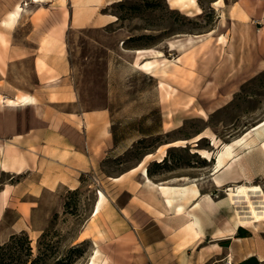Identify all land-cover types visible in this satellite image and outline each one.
Here are the masks:
<instances>
[{
	"label": "rangeland",
	"instance_id": "rangeland-1",
	"mask_svg": "<svg viewBox=\"0 0 264 264\" xmlns=\"http://www.w3.org/2000/svg\"><path fill=\"white\" fill-rule=\"evenodd\" d=\"M215 1L199 0L198 13L171 7L169 0H116L101 12L114 15L116 23L103 29L70 30L66 50L79 110L97 112L103 120L97 128V141L102 143L97 181L93 174L83 175L77 192L64 190L32 218L25 214L29 207L20 206L30 183L19 187L12 168L2 169L20 153L13 147L4 154L0 151V209L6 208L0 247L26 233L32 241V260L39 249L44 254L40 264H88L97 248L105 264H136L141 255L128 247L129 240L112 238L105 215L91 219L99 191L120 205L129 199L127 179L113 183L107 177H119L154 154L145 163L154 183L196 180L203 189L210 187L214 161L193 152L204 149L214 158L217 149L209 139L198 148L190 142L186 148H164L167 161L161 165L158 151L202 133L215 136L222 146L264 121V0H246L245 17L236 10L240 0ZM28 3L0 0V95L6 99L28 96L25 91L31 88L41 90L36 72L53 71L34 62L38 48L30 42H39L41 33L31 34L26 27ZM18 6L23 12L10 26V14ZM171 43L175 51L170 50ZM139 50L162 53L153 73L134 67L144 61L138 60ZM230 215H236L232 207ZM26 225L25 231H18ZM74 248L80 251L70 254Z\"/></svg>",
	"mask_w": 264,
	"mask_h": 264
},
{
	"label": "crops",
	"instance_id": "crops-1",
	"mask_svg": "<svg viewBox=\"0 0 264 264\" xmlns=\"http://www.w3.org/2000/svg\"><path fill=\"white\" fill-rule=\"evenodd\" d=\"M28 2L29 23L25 25L31 34L41 33L39 42H30V46L38 48L34 62L40 61L53 71L36 72L43 87L39 91H25L32 100L14 106L0 104V151L13 147L20 153L3 164L9 167L7 171L12 168L15 185L23 187L30 183L29 194L23 196L20 206H28L25 214L34 218L40 208L50 207L49 200L64 190L80 189L83 175L93 174L97 178V154L102 150L97 128L103 120L97 112L79 110L66 41L72 29H103L116 23L117 18L101 13L116 0ZM255 126L226 143L232 145V156L218 173L215 164L225 151L224 145L217 148L209 188L203 189L196 180L165 183L186 193L172 205L157 188L147 184L142 174L147 168L145 164L138 168L136 176L131 169L120 175L119 181L115 180L118 177H107L113 183L127 179V203L120 205L109 196L101 213L114 233L112 238L129 240L128 247H135V253L141 255L136 264H168L169 260L172 264H264V222L238 226L234 233L228 232L236 226L237 218L230 215L233 206L227 190L237 184H261L264 189V132L252 130ZM96 206L97 194L93 210ZM5 211L6 208L0 209V223ZM98 216L91 215V219L97 220ZM192 223L198 235L186 230ZM27 228L26 225L18 231ZM92 243L97 248V242ZM162 256H169V260Z\"/></svg>",
	"mask_w": 264,
	"mask_h": 264
},
{
	"label": "bare ground",
	"instance_id": "bare-ground-1",
	"mask_svg": "<svg viewBox=\"0 0 264 264\" xmlns=\"http://www.w3.org/2000/svg\"><path fill=\"white\" fill-rule=\"evenodd\" d=\"M35 2H39L40 0H34ZM97 2H100V0H95ZM199 0H169V4L171 7L184 10V11H191V10H197L198 13H201V8L198 5ZM223 0H217L215 1V4L222 3ZM236 9L239 14L242 17H245L246 15V0H240L236 4ZM23 12V7L18 6L17 9L10 14L9 21L7 22L8 25L12 26L18 18H20L21 14ZM213 33V32H212ZM210 33V34H212ZM170 50L175 51L176 46L175 44L171 43ZM136 54L139 55V59L144 60L141 63H136L134 65L135 68L138 70L151 74L153 73L157 67V59L162 57L161 52H156L153 50H139L136 51ZM147 57H150V59H147ZM44 64V63H42ZM29 100H32L27 95L19 96L16 100L15 99H6L2 95H0V101L2 104H7L9 106L17 105L19 102H27ZM252 130H262L264 132V121L260 122L258 125H256ZM203 139H209L212 147L214 149L219 148L218 140L215 136H207L205 133L197 135L194 139L191 141H177L175 143L167 144L159 149L158 152L162 153V157L158 160V163H164L165 159L167 158L166 150L164 148H186L187 145L190 143H196L201 142ZM224 153L219 154L218 163L215 164V172L218 173L221 168L223 167L225 160L232 156V145L225 144L224 145ZM193 152L197 155H199L201 158L206 159L207 161H214L213 153L204 149H195ZM4 153V151H3ZM154 156V154H148L144 157V160L134 169H132L130 172L135 173L138 168L144 166L146 161L151 159ZM3 170L7 171L8 167L6 164H3ZM147 180V184L152 188H157L160 192V194L163 196V199L167 201L169 205H172L173 202L176 200L177 197L185 196L186 193L184 191H176L171 186L160 183L156 184L152 182V180L149 177L148 174V168L143 169L142 173ZM122 176L115 179L116 181L121 180ZM6 191L4 192V194ZM199 194V189H195V195ZM227 195L229 197L230 203L233 206L237 218L236 226L230 228L228 231L229 233H234L236 228L238 226H247L249 224H260L264 222V189L260 185H245V184H237L233 186L232 188H229L227 190ZM107 198L104 195L103 192L99 191L97 194V206L94 208L92 216L95 218L98 216L103 208V205L106 203ZM183 208H180L179 211L182 212ZM187 231L192 232L194 235H198L196 232L195 225L189 224L186 227ZM88 264H105L100 261V251L98 249H95L93 251V254L88 262ZM229 264H232V262H229Z\"/></svg>",
	"mask_w": 264,
	"mask_h": 264
},
{
	"label": "trees",
	"instance_id": "trees-1",
	"mask_svg": "<svg viewBox=\"0 0 264 264\" xmlns=\"http://www.w3.org/2000/svg\"><path fill=\"white\" fill-rule=\"evenodd\" d=\"M166 161L167 158L164 162ZM161 164L163 163H159L158 165ZM148 174L151 176L150 169H148ZM65 207H68V205ZM79 251V248H74L70 251V254H77ZM39 253V256L32 260L33 248L29 236L26 233L14 235L7 245L0 247V264H40L44 258V254L41 249H39Z\"/></svg>",
	"mask_w": 264,
	"mask_h": 264
},
{
	"label": "water",
	"instance_id": "water-1",
	"mask_svg": "<svg viewBox=\"0 0 264 264\" xmlns=\"http://www.w3.org/2000/svg\"><path fill=\"white\" fill-rule=\"evenodd\" d=\"M199 143H200V142H196L194 146H195L196 148H198V147H199Z\"/></svg>",
	"mask_w": 264,
	"mask_h": 264
},
{
	"label": "built area",
	"instance_id": "built-area-1",
	"mask_svg": "<svg viewBox=\"0 0 264 264\" xmlns=\"http://www.w3.org/2000/svg\"><path fill=\"white\" fill-rule=\"evenodd\" d=\"M227 264H229V263H227Z\"/></svg>",
	"mask_w": 264,
	"mask_h": 264
}]
</instances>
